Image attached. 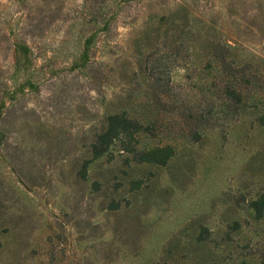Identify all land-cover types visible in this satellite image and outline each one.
I'll return each instance as SVG.
<instances>
[{"label": "rangeland", "instance_id": "374dc122", "mask_svg": "<svg viewBox=\"0 0 264 264\" xmlns=\"http://www.w3.org/2000/svg\"><path fill=\"white\" fill-rule=\"evenodd\" d=\"M100 1L0 0V264H264V0H105L107 30ZM214 35L256 73L208 57ZM122 108L143 129L81 176Z\"/></svg>", "mask_w": 264, "mask_h": 264}, {"label": "trees", "instance_id": "16d2710c", "mask_svg": "<svg viewBox=\"0 0 264 264\" xmlns=\"http://www.w3.org/2000/svg\"><path fill=\"white\" fill-rule=\"evenodd\" d=\"M235 2L232 0L230 1V7H233ZM259 4V2H258ZM106 5L105 0H101L99 5L96 8H93L91 13H95L96 16L94 18H91L88 21L91 22H100L101 23V29L107 30L108 24L110 22V15H106ZM258 10H260V7L257 6ZM235 17L238 16L239 20L244 18V15L240 12H234ZM255 24L257 25L258 22L255 21ZM95 36V30H93L87 37L84 38L83 44H82V50L79 52L80 60L74 61L68 66V70H75L79 68H83L86 65L87 61V53L89 50V47L94 39ZM211 42L209 44H204L205 49L209 48V45H212V49H208V57H213L215 59H219L222 63L226 61V65L224 67V71L228 73L229 75L232 73H235L236 71H239L242 73L244 70L250 68L249 74H255L257 69L249 64L247 60H241L240 63H238V59L235 58V53H231L229 51L231 50V47L223 42L222 39L214 36H211ZM209 38V39H210ZM225 45V47H224ZM203 48H200V51ZM15 50L17 53V57L15 59V65L16 70L20 72H24L26 75L31 76L32 68L29 65H31V62L33 60L31 49L28 45H26L25 42L22 40H18L15 43ZM140 65V64H139ZM138 70L141 75H143V69L141 66L138 67ZM28 84L29 87L34 88L35 85L31 82H24L22 85ZM146 84V82H145ZM148 84H152L153 82H149ZM238 89V88H237ZM234 97L237 96L238 90L232 89L231 90ZM237 92V93H236ZM236 95V96H235ZM264 115L260 117V119H263ZM261 124H264V122H260ZM143 129L141 127V124L138 123V121L128 116L127 111L125 108H122L119 112L118 111H108L103 118V122L101 125V128L98 132H94L91 136V140L88 144V148L85 150V153L87 154L86 157L82 158L81 163L79 165V174L81 176H85L86 169L89 165V163L99 157H101L105 152H107L109 146L112 144L113 140L116 138L118 131L123 133L127 138L132 137L134 132H137L139 130ZM173 152L172 147L170 145H165L162 147H156L152 148L150 151L147 152H140L141 156H139V161L144 162H158V163H164V161L167 160V158L171 155ZM264 204V200L263 203ZM258 208V207H257Z\"/></svg>", "mask_w": 264, "mask_h": 264}]
</instances>
